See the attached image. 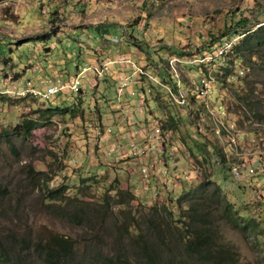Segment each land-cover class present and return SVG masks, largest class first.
Wrapping results in <instances>:
<instances>
[{
	"label": "rangeland",
	"instance_id": "1",
	"mask_svg": "<svg viewBox=\"0 0 264 264\" xmlns=\"http://www.w3.org/2000/svg\"><path fill=\"white\" fill-rule=\"evenodd\" d=\"M243 16L251 23L263 21L264 0H0V186L5 192L0 194L1 233L12 228V220L17 217L22 226L30 223L34 234H67L78 255L74 264H103L104 256L118 250L135 264L132 244L138 243L132 238L141 230L142 238L148 236L149 218L158 216L155 218L160 221L166 217L163 213L154 214L151 206L159 207L170 190L178 194L203 179L196 177L200 167L182 182L163 174L159 168L143 175L139 163H147L146 158L128 156L130 138L137 143L142 141L136 129L155 122L152 102L146 103L144 97L136 95L154 79L140 74L138 81L129 84L133 93L123 90L118 95L117 81L126 69L114 65L104 76L83 78L80 92H61L47 99L22 93L25 81L29 79L32 85L43 88L46 77H72L77 64L127 55L150 71L153 61L163 67L173 62L179 78L188 83L186 80L198 76L199 67L204 68L198 58L210 50L213 36L234 34L232 23ZM122 27L126 37L119 42L110 41L111 35L118 38L124 33ZM237 34L235 41L242 36ZM231 51L228 49L225 55ZM218 64L213 61L204 68L212 76L213 94L227 104L234 119L242 120L232 108L233 89L240 86L239 81L249 72V78L261 80L257 88L264 92V71L245 68L236 60V76L228 80L223 75L226 69ZM161 71L167 73L166 69ZM159 88L155 91L152 87L150 95L159 97L160 106L169 104L165 85L159 84ZM51 105L82 111L72 116L69 110L63 113L52 109L55 112L48 115V120L29 133L14 132L23 118H37ZM176 109L173 106L172 110ZM201 123L205 128L201 134L213 143L211 125L207 119ZM189 127L188 120L183 119L172 140L178 143L184 135L193 145V128ZM240 127L244 137L237 140L236 163L237 169H242L243 180L233 181L222 169L214 175L211 164L205 166L220 191L238 209L246 206L252 216L260 218L254 232L222 220L221 241L235 248L237 264H264V123L244 120ZM191 147L193 153H200L195 146ZM209 155L216 162L214 154ZM179 160L178 170H187L188 163L198 164L194 158L190 162L182 157ZM251 166L258 167L255 173L248 171ZM86 170L95 172V180H87L80 187L79 177ZM111 182L131 188L135 198L127 204H113V211L102 220L93 217L91 222L77 223L62 216L64 209L73 204L100 208L101 195ZM63 184H67L65 194L70 198L57 189ZM110 194H115L114 190ZM46 195L59 200L48 201ZM47 203L51 205L47 207ZM4 207L15 209L16 213L2 211ZM52 208H59L57 215L50 212ZM123 224L125 227L116 233L113 226ZM149 235L154 238L152 233Z\"/></svg>",
	"mask_w": 264,
	"mask_h": 264
},
{
	"label": "trees",
	"instance_id": "2",
	"mask_svg": "<svg viewBox=\"0 0 264 264\" xmlns=\"http://www.w3.org/2000/svg\"><path fill=\"white\" fill-rule=\"evenodd\" d=\"M232 25L231 32L242 33V36L232 47V51L227 56L229 58H226V65L224 66L226 70L223 75L231 74L236 60L241 61L245 68H258L264 71V20L251 23L249 18L243 16L237 18ZM216 37L213 36V39H220ZM215 40L210 42V50ZM45 47H48V45H45ZM248 75L249 72L242 77L241 81H239L241 82L239 83L240 86L234 88L232 93L233 111L243 117L242 120L235 119L239 128H241L240 126H242L244 120L251 121L254 119L264 123V92L257 88L261 80L249 78ZM156 99L158 100L159 97L146 98L145 102H149V104L152 102L150 105H153V101ZM81 101L80 99L79 105L82 106ZM52 109H58V112L63 113L69 110V114L72 116H76L79 111H82L68 106L51 105L43 109L46 112L41 111L40 116L38 115L37 118H23L19 122V129L14 132L29 133L41 122L48 120V115L55 112ZM153 109L156 112L154 114L162 130L169 133L172 137V134L179 129V126L181 127V123L185 119L183 114L177 110H172V107L165 104L162 106L156 105ZM158 112L161 116H158ZM41 118L45 120L43 121ZM192 131L190 136L192 137L191 142H193V145L186 141L184 135L181 137V141L178 139V143L172 141L178 147L176 156L179 158L183 157L189 162L194 158L198 165L201 164V176L199 179H203L188 188H183L178 194H174L170 190L168 195L162 197L159 207L151 206L154 214L161 216L163 213L166 217L164 219L162 217L160 221L155 218L158 216L149 218L151 221L148 223V236L142 238L141 230L136 233V238H132V241L138 243L136 245L132 244L135 264H237L238 254L235 248L220 239V222L222 220L226 221L234 227L249 232H254L259 226L260 218L252 216L246 206L238 209L220 191L216 180H212V175H215L218 169H222L230 175L229 166L216 164L209 155V153H212L211 145L193 137L194 130L192 129ZM242 133L244 135L243 130ZM191 146H195L200 153H193ZM128 156L145 157V160L149 161L148 156L133 155L130 151ZM143 161L139 163V166L144 163ZM207 164H211L210 166L213 169V174L211 175L206 171ZM94 174L95 172L91 173L90 170H86L85 175L79 177L80 187L87 180H95ZM187 179L180 178L181 182ZM231 179L234 181L232 177ZM66 185L63 184L57 189L63 190V195L69 197L65 194V190L68 189ZM116 185L117 183L111 182L106 188L107 190H104L99 202L100 208L94 206L82 207L81 205L73 204L70 209H64L61 213L62 216L77 223H83V221L91 222L93 217L95 219H104L106 214L113 211V204H127L135 198V192L131 188H122ZM111 190H114L115 194H110ZM4 193V189L0 186V194ZM45 199L52 202L59 200L51 195H46ZM50 205L49 203L46 204L47 207ZM58 209L52 208L50 212L57 215ZM2 211L16 213L15 209L9 210L8 207H4ZM12 223L13 227L6 233H1L0 231V264H74V261H76L78 255H76L72 239L67 234L57 231L49 233L36 231L34 234L35 230L32 225L28 223L26 226H22V224H19L20 221H18L17 217L12 220ZM113 227L117 233V230L125 227V224L121 226L114 225ZM151 233L154 238L150 237L149 234ZM97 261L98 259L95 258L94 254V262ZM101 263L131 264V261L124 256V253L118 250L111 255L104 256Z\"/></svg>",
	"mask_w": 264,
	"mask_h": 264
},
{
	"label": "built area",
	"instance_id": "3",
	"mask_svg": "<svg viewBox=\"0 0 264 264\" xmlns=\"http://www.w3.org/2000/svg\"><path fill=\"white\" fill-rule=\"evenodd\" d=\"M123 34L120 37H114L111 35L110 41L119 42L126 37V29L122 27ZM238 34L234 33L225 37H221L217 43H214L213 47L209 51H205L201 54L198 60L204 65V68H208L213 61H217L220 66L219 68L224 70L226 65V58L229 54L226 51L232 49L235 41L238 38ZM118 69H126V72L122 74L117 81V94L121 95L122 91H128L133 93L129 84H133L138 81V76L140 74H145V78L149 77L154 79V81L148 82L146 84V89L141 90L136 93L139 97L152 98L150 92L153 90L160 91L159 84L165 85L167 89L169 107L175 106L181 111V114L185 116L188 120V124L193 128V137L199 139L203 143L211 145L212 153L216 157V164H226L229 166V173L231 177L236 180H243L241 178L242 169H237L239 164L236 163V144L239 138H243L242 129L237 127L235 119L230 115L231 111L222 99H218L213 94V81L210 71H205V69L198 68V76L196 78H191L190 80H185L181 78L178 73L175 64L169 62L167 67H163L160 62H152V70L143 68L142 65H138L132 57L127 55H117L110 57H105L100 62L83 63L81 66L79 64L76 66V72L69 79H64L60 75H52V77H46V84L44 87H39L32 85L29 79L25 81V88L22 93L29 92L36 97H42L44 99L54 97L57 94L67 91L73 93L82 90L81 80L88 75L91 77L98 78L104 76L109 69L114 66ZM161 68L166 69L167 73L162 72ZM132 69V70H129ZM240 71V70H239ZM236 76V69L232 68L230 75L226 78L231 79ZM180 77V78H179ZM94 78L90 81L91 86L94 85ZM228 79V80H229ZM158 85H154V83ZM153 85V86H152ZM157 104V99L153 101L152 108ZM176 109V110H177ZM156 113V112H155ZM175 114L174 112H172ZM161 116L160 113H157ZM155 117V114L152 115ZM195 119V122L193 121ZM207 119V123L211 125V132L214 137V142L209 143L206 137L201 134L205 131L201 120ZM152 125L139 127L136 129L138 133L142 135V141L137 143L132 138L129 140V151L133 155L138 156H148L149 161L143 163L140 166V172L143 175H147L149 171L156 172L157 169H161L163 174H167L171 178H184L190 177V173L193 171H198L200 165L188 163L189 168L187 170L177 169L180 166V158L176 156L178 147L173 143L172 137L169 133L162 130L157 117ZM140 141V140H139ZM217 151L220 152L217 153ZM170 157V158H169ZM165 158V159H164ZM169 158V159H166ZM183 158V157H182ZM185 159V158H184ZM257 166H251L248 168L249 172H256ZM200 173V170H199ZM182 176V177H181ZM201 175L196 176L199 178ZM169 186V184L167 183Z\"/></svg>",
	"mask_w": 264,
	"mask_h": 264
},
{
	"label": "crops",
	"instance_id": "4",
	"mask_svg": "<svg viewBox=\"0 0 264 264\" xmlns=\"http://www.w3.org/2000/svg\"><path fill=\"white\" fill-rule=\"evenodd\" d=\"M63 77V76H62ZM63 78H65V77H63Z\"/></svg>",
	"mask_w": 264,
	"mask_h": 264
}]
</instances>
